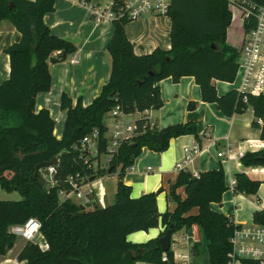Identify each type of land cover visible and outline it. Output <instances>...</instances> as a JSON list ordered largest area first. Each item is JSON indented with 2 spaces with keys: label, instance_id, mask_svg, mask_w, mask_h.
Listing matches in <instances>:
<instances>
[{
  "label": "trees",
  "instance_id": "1",
  "mask_svg": "<svg viewBox=\"0 0 264 264\" xmlns=\"http://www.w3.org/2000/svg\"><path fill=\"white\" fill-rule=\"evenodd\" d=\"M56 0H0V20H9L21 33L20 40L5 49L10 56L11 72L0 84V185L7 192L17 191L19 200H0V255L6 254L17 236L10 227L23 224L30 217L41 223L48 248L43 250L34 241H27L18 254L28 264H176L173 250L161 249L160 237L174 226L175 232L198 225L204 232L208 251L207 264H230L233 253L232 236L237 228L231 216L212 207L221 203L228 189L223 167L207 170L196 177L183 169L170 184L167 195L174 202L173 210L160 213L159 191L132 196V187L123 180L128 168L143 148L162 152L172 138L194 134L199 146L201 139L195 122H181L160 127L147 116L135 120L136 134L118 148L110 163L101 169L106 176L118 171L113 203L83 208L71 201H62L59 188L63 179L78 167V155L73 146L86 134L99 131L100 151L107 147V118L109 111L120 104L126 113L143 112L162 106L158 83L171 77L174 82L182 76H194L202 98L216 103L223 114L232 116L252 108V126L260 129L264 141V94L250 95L244 102L237 89L220 95L215 80L234 82L241 50L227 41L233 13L227 0H171L167 15L171 19V47L155 48L139 55L128 38L125 26L129 20L113 21V35L107 49L111 56L109 82L88 106L82 99L66 93L61 108L66 110L64 132L58 139L56 122L46 108L36 111V96L52 85L49 57L65 50L67 55L77 50L69 38L50 31L44 14L54 10ZM264 4V0H253ZM253 18L245 21L244 29L253 26ZM197 103L190 101L189 109ZM259 119L262 122H259ZM59 158L56 176L60 183L47 188L35 174L36 165ZM245 166L264 165V149L246 152ZM234 193L257 196L260 180L245 172L235 174ZM184 188V193L178 192ZM254 223L264 225V210L254 213ZM163 225L158 237L145 243H134L128 235L149 231ZM174 232V233H175ZM193 253L200 251L194 243ZM166 255L167 259L163 260ZM242 264H259L242 259Z\"/></svg>",
  "mask_w": 264,
  "mask_h": 264
},
{
  "label": "crops",
  "instance_id": "2",
  "mask_svg": "<svg viewBox=\"0 0 264 264\" xmlns=\"http://www.w3.org/2000/svg\"><path fill=\"white\" fill-rule=\"evenodd\" d=\"M43 20L53 34L69 38L77 46V50L68 54L64 61L50 63L51 88L36 96V111L43 108L50 111L56 122L54 134L61 139L67 113L61 108L62 94H68L74 104L78 98H81L83 106H88L109 82L111 56L107 46L113 35L114 25L110 20H94L82 0H56L54 10L44 14ZM125 29L128 38L134 44L135 52L139 55L150 53L157 47L163 49L171 47V19L168 15L145 16L128 22ZM244 33L245 29L240 46H233L241 49ZM20 37L21 33L9 20H0V84L9 78L11 72L10 56L5 49L19 41ZM229 37L228 33L227 41L230 42ZM74 57L77 58V62L73 61ZM242 76L243 72L238 71L234 82L215 80L218 93L222 95L232 89L238 90ZM158 85L163 104L159 108L150 110L153 120L160 127L181 122H195L201 146L194 134H184L172 138L165 151L157 152L143 148L123 178L124 182L132 187V196L138 197L161 189L157 203L159 212L164 213L175 207L174 202L169 200L167 192L170 184L175 182L179 174V170L176 169L178 162H184V169L192 173L223 167L228 189L223 194L222 202L213 203L212 207L231 216L236 224H253L255 211L264 210V165L245 166L242 157L246 152L264 149V141L260 137V129L252 126L254 120L252 108L242 113H234L232 116L223 114L216 103L203 100L200 86L195 77L190 75L182 76L177 82L168 77L162 79ZM190 101L197 103L195 109L188 108ZM140 116L139 113H129L126 118L135 121ZM107 124H111V119L107 118ZM246 141L249 143L246 144ZM228 146L233 148L235 155L230 160L223 161L217 156V152L225 150ZM187 152H191L190 160H186ZM238 172H245L251 178L261 181L257 196L234 193L231 182ZM108 177L106 175L103 178L107 204L110 195ZM117 182L118 177L115 179V191ZM178 192L183 194L184 188H179ZM163 229V225L160 224L149 231L133 232L128 235V240L145 243L158 237ZM185 236H188L187 240L184 239ZM172 239H177L178 249L184 251L193 248L194 243L199 244V249H203L206 245L204 232L198 225L175 232ZM26 243L27 240L17 236L14 246L6 254L0 255V264H28L26 260L18 259V254ZM137 264L153 263L138 261Z\"/></svg>",
  "mask_w": 264,
  "mask_h": 264
},
{
  "label": "built area",
  "instance_id": "3",
  "mask_svg": "<svg viewBox=\"0 0 264 264\" xmlns=\"http://www.w3.org/2000/svg\"><path fill=\"white\" fill-rule=\"evenodd\" d=\"M230 7L235 8L243 24L253 18V26L244 33L243 45L239 70L243 72L242 83L238 91L242 94L244 102H248L250 95L258 96L264 94V4H258L253 0H227ZM96 21H114L120 17H125L129 21L138 20L150 15H167L171 0H82ZM77 62V58H73ZM142 116H147L154 124L150 110L136 112ZM126 113L120 104L115 105L108 113L111 124L108 125L107 147L105 151H100L99 131L93 130L84 135L79 142L73 146V150L78 155V167L67 174L63 179L64 184L59 188V196L62 201H71L83 208H94L96 206L107 205L103 185L105 176L100 174L101 169L109 168L113 156L123 142L131 139L137 131V124L133 120L126 118ZM261 123L262 120L259 119ZM249 143L248 141L245 142ZM233 148L228 146L225 150L217 152V156L223 161L234 157ZM40 169V173L46 179L47 188L55 187L60 183L56 176L57 164ZM191 159V152H187L186 160ZM150 169V168H149ZM176 169H184V162H178ZM198 177L199 173H193ZM236 184L234 178L231 188ZM41 223L35 217H30L23 224L10 227V232L16 236H21L27 241L36 242L41 249L48 248L43 234L41 233ZM40 239H39V238ZM183 238V237H182ZM184 239H188L185 236ZM233 243L232 260L230 264H242V259H251L259 264H264V225L250 224L241 225L234 232L231 239ZM179 241L172 239L171 248L176 264H191V257L194 255L192 247L187 251L178 249ZM167 256H163L166 260Z\"/></svg>",
  "mask_w": 264,
  "mask_h": 264
},
{
  "label": "rangeland",
  "instance_id": "4",
  "mask_svg": "<svg viewBox=\"0 0 264 264\" xmlns=\"http://www.w3.org/2000/svg\"><path fill=\"white\" fill-rule=\"evenodd\" d=\"M90 1H97V0H90ZM232 13H233V19H232V23L228 28V32L229 33V39H230V44L231 45H237L240 46L241 44V40H242V35L244 32V28H243V22L241 20V17L239 15V12L233 8L230 7ZM141 19V18H140ZM139 20V19H138ZM131 21H136V20H131ZM130 22V21H129ZM118 171L116 172H112L110 174H108V184H109V197L107 198V201L109 203H113L114 202V191H115V179L117 176ZM22 196L19 192L14 191V192H7L5 191L1 185H0V199H8V200H18L21 199ZM205 261H208V252H207V247L205 245V247H203V249L201 248L199 253L197 255H193V261L191 262V264H207L205 263Z\"/></svg>",
  "mask_w": 264,
  "mask_h": 264
},
{
  "label": "water",
  "instance_id": "5",
  "mask_svg": "<svg viewBox=\"0 0 264 264\" xmlns=\"http://www.w3.org/2000/svg\"><path fill=\"white\" fill-rule=\"evenodd\" d=\"M67 53L65 50H61L56 52L55 54L51 55L49 57V62L50 63H57V62H62L66 59ZM57 162V158L54 157L52 160L50 161H44L41 162L39 164L36 165L35 168V174L36 176L39 178L41 184L45 185L46 184V179L44 178V176L40 173V169L52 166L54 164H56ZM112 168H109V171H111ZM175 230H174V226H171L167 232L160 237V243H161V249L164 252H167L170 250L171 248V244H172V236L174 234Z\"/></svg>",
  "mask_w": 264,
  "mask_h": 264
}]
</instances>
